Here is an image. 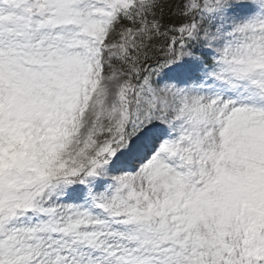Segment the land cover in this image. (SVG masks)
Listing matches in <instances>:
<instances>
[{
    "label": "snow or ice",
    "instance_id": "snow-or-ice-1",
    "mask_svg": "<svg viewBox=\"0 0 264 264\" xmlns=\"http://www.w3.org/2000/svg\"><path fill=\"white\" fill-rule=\"evenodd\" d=\"M0 264H264V0H0Z\"/></svg>",
    "mask_w": 264,
    "mask_h": 264
}]
</instances>
